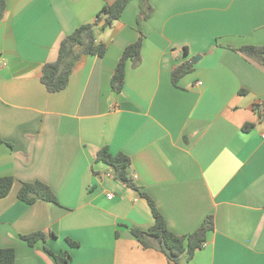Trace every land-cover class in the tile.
Wrapping results in <instances>:
<instances>
[{
	"label": "crops",
	"instance_id": "1",
	"mask_svg": "<svg viewBox=\"0 0 264 264\" xmlns=\"http://www.w3.org/2000/svg\"><path fill=\"white\" fill-rule=\"evenodd\" d=\"M112 1L6 0L0 177L13 182L0 198V248L14 249L15 264H55L45 247L68 252L69 264H169L132 234L153 224L152 211L94 160L106 146L130 157L134 182L171 232L191 233L212 215L205 245L181 264H264V64L233 50L264 45V0H150L153 13L139 26L130 0L99 35L104 56L82 55L67 86L48 92L41 69L59 40ZM140 33L141 60L126 62L115 92L116 64ZM197 54L174 85L172 70ZM35 180L57 203L17 197ZM36 231L44 241L21 238Z\"/></svg>",
	"mask_w": 264,
	"mask_h": 264
},
{
	"label": "trees",
	"instance_id": "2",
	"mask_svg": "<svg viewBox=\"0 0 264 264\" xmlns=\"http://www.w3.org/2000/svg\"><path fill=\"white\" fill-rule=\"evenodd\" d=\"M130 0H114L105 4L96 14L91 22L78 25L71 33L64 35L58 43L57 56L53 61L43 64L40 74V81L45 89L50 93L63 90L69 80V76L77 62L84 54L102 57L106 52V44L99 39L100 33L118 20ZM139 13L137 17L138 26L143 20L148 19L153 13V6L150 0H138ZM6 0H0V20L4 17ZM104 20L103 25L98 26ZM143 35L127 45L116 64L115 71L111 78V85L115 92H119L124 83L125 64L128 60L133 65H137L141 60V47ZM186 52V48L184 49ZM242 53L247 58L259 64H264V45H245L233 48ZM193 68L192 60H185L176 65L171 72V81L174 85L184 74ZM256 108L258 105H255ZM264 112V110L262 109ZM252 124H245L242 129L247 130ZM5 143L0 138V145ZM95 161H102L111 169V174L127 188L138 191L141 196L146 198L153 215L154 222L147 230L131 229L132 234L137 238L143 247H156L168 259L169 264H181L189 261L197 249L205 245L208 233L213 229L212 215L205 217L204 222L194 231L185 235H177L171 232L166 225L162 214L157 210L154 201L146 193L139 190L134 182L131 173L130 157L117 152L112 154L106 146L99 148L94 155ZM13 178L10 176L0 177V198L4 197L12 186ZM17 197L27 203L32 204L36 200H44L57 203L56 196L50 186L43 181L35 180L22 182ZM21 238L29 245H34L39 240H45L46 236L41 231L22 235ZM70 246L78 245L77 242L67 238ZM45 251L54 259L55 264H69L70 256L68 252L55 253L45 247ZM0 264H15V252L11 247L0 248Z\"/></svg>",
	"mask_w": 264,
	"mask_h": 264
},
{
	"label": "water",
	"instance_id": "3",
	"mask_svg": "<svg viewBox=\"0 0 264 264\" xmlns=\"http://www.w3.org/2000/svg\"><path fill=\"white\" fill-rule=\"evenodd\" d=\"M103 23H104V20L100 21V22L98 23V26L103 25ZM200 57H201V55H199V54L195 55V56L193 57L192 63L195 64V63L200 59Z\"/></svg>",
	"mask_w": 264,
	"mask_h": 264
},
{
	"label": "built area",
	"instance_id": "4",
	"mask_svg": "<svg viewBox=\"0 0 264 264\" xmlns=\"http://www.w3.org/2000/svg\"><path fill=\"white\" fill-rule=\"evenodd\" d=\"M0 64H1V65H5V61H3V60L0 59ZM111 197H112L111 194H108V195H107V198H111Z\"/></svg>",
	"mask_w": 264,
	"mask_h": 264
}]
</instances>
